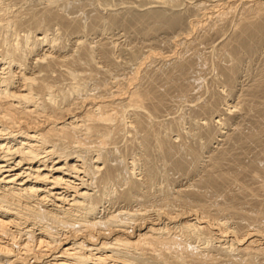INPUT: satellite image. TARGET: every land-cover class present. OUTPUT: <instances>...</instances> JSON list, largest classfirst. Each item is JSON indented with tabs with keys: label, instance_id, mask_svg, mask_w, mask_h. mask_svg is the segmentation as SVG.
Instances as JSON below:
<instances>
[{
	"label": "bare ground",
	"instance_id": "obj_1",
	"mask_svg": "<svg viewBox=\"0 0 264 264\" xmlns=\"http://www.w3.org/2000/svg\"><path fill=\"white\" fill-rule=\"evenodd\" d=\"M0 264H264V0H0Z\"/></svg>",
	"mask_w": 264,
	"mask_h": 264
}]
</instances>
